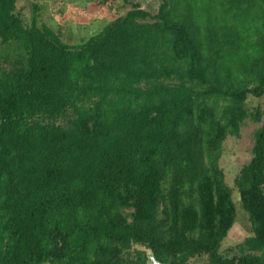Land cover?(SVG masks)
Wrapping results in <instances>:
<instances>
[{"label":"trees","instance_id":"trees-1","mask_svg":"<svg viewBox=\"0 0 264 264\" xmlns=\"http://www.w3.org/2000/svg\"><path fill=\"white\" fill-rule=\"evenodd\" d=\"M159 1L68 43L0 0V264H264V0Z\"/></svg>","mask_w":264,"mask_h":264},{"label":"rangeland","instance_id":"rangeland-1","mask_svg":"<svg viewBox=\"0 0 264 264\" xmlns=\"http://www.w3.org/2000/svg\"><path fill=\"white\" fill-rule=\"evenodd\" d=\"M31 2H37L38 20L49 24L59 31L63 40L77 43L98 32L102 27L131 7L130 2L140 3L142 8L152 13L157 11L159 0H16L18 9L31 16ZM261 99L249 98L253 106ZM259 122L247 121L240 128L239 136H229L223 143L220 165L225 173V180L232 189L236 219L222 241L221 250L228 248L249 235V221L243 208L238 189L234 185L235 175L240 167L251 157L253 131Z\"/></svg>","mask_w":264,"mask_h":264},{"label":"water","instance_id":"water-1","mask_svg":"<svg viewBox=\"0 0 264 264\" xmlns=\"http://www.w3.org/2000/svg\"><path fill=\"white\" fill-rule=\"evenodd\" d=\"M147 264H166V263L157 260L151 252H148L147 253Z\"/></svg>","mask_w":264,"mask_h":264}]
</instances>
